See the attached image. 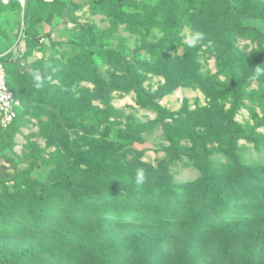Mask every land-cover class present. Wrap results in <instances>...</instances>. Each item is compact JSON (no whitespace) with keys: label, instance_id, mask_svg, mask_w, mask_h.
I'll return each mask as SVG.
<instances>
[{"label":"rangeland","instance_id":"rangeland-1","mask_svg":"<svg viewBox=\"0 0 264 264\" xmlns=\"http://www.w3.org/2000/svg\"><path fill=\"white\" fill-rule=\"evenodd\" d=\"M7 1L2 0L3 3ZM24 1L19 0L21 5ZM157 2L57 0L53 9L38 4L44 13L52 10L54 20L51 25L36 20L37 35L44 36L47 32L51 35L46 44L26 56L22 28H28V20L23 17L24 12L0 16V52L10 53L20 63L10 72V81L20 94V107L12 127L0 130L4 136V147L2 150V144L0 147V183L9 185L12 180H18L31 165L28 175L40 181L50 178L53 171L58 176L59 172L67 174L69 171L65 170L68 168L85 167V158H92L94 150H101L108 139L116 142L115 148L130 151L127 158L113 162L112 157L105 163L123 166L127 160L137 157L146 165L147 171L150 169L148 166L152 167L149 170L153 172L149 176L151 182L159 174L157 181L152 183L157 186L155 192L158 193L171 186L196 185L197 180L207 174L205 170L208 168L213 170L209 175H219L235 159L257 166L263 171V177L264 103L261 101L264 100V75L249 80L244 86L246 93L238 103L235 102L230 89L235 79L230 80L229 75L220 72L214 55L202 48L204 44L196 52L195 59L199 62L196 74L185 73L184 83L161 98L137 103L129 65L135 63L139 66L145 92H154L167 82L168 77L180 74L183 66L180 59L193 48L185 43V35L197 30L190 26H185L181 32L164 30V16H153L152 6ZM239 28L246 35L241 37L237 33L235 51L244 58V63H251L256 55L264 54V18H245ZM161 42L164 49L159 53L160 57L153 58L146 47L150 44L149 48L153 44L159 46ZM168 56L169 60H166ZM158 61L164 64L162 73L147 69L149 65H155L152 62ZM71 68H75L77 76L87 73L86 79L69 84L71 101L79 97L83 103L89 100L91 104V111L80 109L79 117L72 122L65 118L67 110L57 108L52 102L56 93L54 88L62 89L67 85L63 78L69 75ZM166 68L170 71L164 73ZM48 69L56 74L50 81L51 89L45 90L44 83L37 88L34 74H39L44 82L49 78ZM100 85L103 92L99 91ZM74 89H82L83 94L78 90L73 92ZM106 108L109 116L104 111ZM96 109L102 112L95 118L93 113ZM167 112H172L173 116L165 117ZM105 114L109 122H106ZM129 115L134 122L147 126L139 138L134 137L131 141L117 136L118 130L126 131ZM213 129H230L237 136L233 148L220 145L221 137ZM204 135H208V142L202 146ZM192 137L197 143L196 148L192 146ZM191 147L193 150L187 152L186 149ZM63 153L69 154L68 157L62 158ZM65 162L70 163L68 167ZM60 167L65 170L60 171ZM239 178L240 181H235L234 192L235 189L249 187L250 178L242 174ZM260 181L263 183L264 179ZM240 194L235 192L218 203H213L209 197L191 205L198 218L192 224L163 217L174 213V208H146L144 205L140 208L142 214L147 212V215H142L145 219L135 220L130 214L129 220H114L99 232L81 216H66L67 227L43 242L45 246H51L55 241L67 239L77 244L82 241L83 245L98 235L99 240L91 250L108 256L110 264H182L183 258L192 264H264V230L259 239H252L250 233L254 225L248 220L240 222L233 217L221 225L228 226V229L211 228L203 223L210 207L217 204L221 210L215 212V216H224L227 205L239 199ZM159 198L163 200L161 194ZM185 206L188 208V203ZM250 206L251 203L241 202L236 215L250 214ZM54 207L49 208V212ZM96 210L94 207L87 211L94 213ZM106 218L110 220L113 217ZM3 224L4 221L0 227ZM233 228H236L237 236L232 235L227 247L220 244L221 238L230 235Z\"/></svg>","mask_w":264,"mask_h":264},{"label":"trees","instance_id":"trees-1","mask_svg":"<svg viewBox=\"0 0 264 264\" xmlns=\"http://www.w3.org/2000/svg\"><path fill=\"white\" fill-rule=\"evenodd\" d=\"M56 2L57 0H25L24 4L21 5L19 0H8L6 3L0 0V16L23 11L24 19L28 20V28H22L26 45L25 56L33 49L41 48L42 45L46 44V40L49 41L51 35L49 32L43 34L44 36L37 35L36 20L46 21L49 25L54 20V16H51L53 15L52 10L44 13L37 5L40 4L53 9ZM152 11L154 12L153 16H164L163 19L166 26H163V29L169 33L181 32L185 26H190L192 29L203 31L205 39L197 47L188 50L187 55L180 59L183 64L180 74L172 77H168L170 76L168 75L167 82L150 94L145 92L142 85L143 78L139 74V66L131 63L128 69L134 90L136 91L137 103L142 104L146 100L151 101L155 98H161L184 83L183 80L185 79L183 75L185 73L196 74L199 68V62L195 59L196 52L204 44L202 48L214 55L217 65L220 67V72L227 76L229 75L230 80L235 79V83L231 85L230 89L235 95L234 101L238 103L244 93H246L244 91L246 83L257 77L255 76L256 68H264V54L256 55L253 58V62H245V64L244 58L238 56L235 51L234 39L237 33L241 37L246 35V32L239 28L242 20L250 17L264 18V1L158 0L152 6ZM31 20L34 22L32 23ZM41 37H45V40L41 41ZM209 40L212 41L211 46L208 45ZM149 46L146 47L149 54L153 58L160 57L159 53L164 49L163 42L159 46L157 44H153L150 48ZM1 59L5 64L7 85L13 95L18 98L20 94H18L14 88V84L10 81V72L19 67L20 63L17 61V58L10 53L8 54V52H4ZM166 60H169V56ZM152 63L155 65L152 67L149 65L147 69L155 73L163 72V63L160 61ZM71 69L69 70V75L63 78L67 81V85L62 89L55 87L56 93L54 98H52V102L57 108L67 110L64 115L70 122L79 117L77 113L80 109L81 111H91L89 100L84 101L87 102L85 104L79 97L72 99L74 102L69 97V94L72 93V89L70 88L72 81L87 78V73L84 76H77L75 68ZM168 71H170V68H166L164 73ZM46 73H48L49 78H46L43 83L45 90H50L52 87L50 81L56 74H52L50 69ZM77 90L79 94H83L82 89ZM77 90L74 89L73 92ZM99 91H104L101 85ZM262 103H264V100L261 101ZM92 108L94 107L91 106ZM104 111L108 116L110 115L108 108ZM100 112L102 110L96 109V113H93L92 110L93 117L96 118ZM107 114H105V119L106 122H109ZM172 116V112H167L165 117ZM221 119H223V116ZM13 124L14 121L7 129L0 128V130H9ZM141 124L134 122L132 116L129 115L126 121V131L118 130L119 134L117 133V136H123L129 141L134 137L139 138L147 127ZM164 125L169 126L167 123ZM214 131L221 137L220 145H227L229 149L233 148L237 136H234V133L230 129H215ZM200 134L203 135V133ZM207 142L208 135H204L201 145L205 146ZM114 144H116L115 141L111 139L106 140L101 150H94L92 158L88 159V156L85 158V167L77 166L68 168L67 170L60 167V171H69L67 174L59 172L58 174L60 175L57 176L53 171L52 174L50 173V178L40 181L28 175V171L33 166L31 164H35L31 163L30 169L26 170L27 172L22 174L18 180H12V183L9 185L0 183V223L4 221V224L0 227V264H110L111 259L108 256H104L101 251L95 253V251L91 250L99 240L97 238L99 237L98 235L93 241L87 240L83 245L81 244L82 241L77 244V242H70L67 239L61 241L52 239L55 241L54 244L45 246L43 240L58 233V230L67 227L66 216H73L75 214L81 216L89 226L99 232L107 223L111 224L114 220L120 221L123 218L129 220L128 216L130 214L132 215L131 218L135 220L141 221L145 219L142 215H147V212H143L142 214L140 208L143 205L146 208L151 206L160 209L161 207L174 208V213L170 216L164 215L163 217H169L168 219L172 220H186L189 224H192L198 218L196 210L192 209L191 205L203 202L209 197L213 199V203H218L224 198H229L235 192L241 193L240 198L234 201V203L227 205L226 214L224 216H221V214L220 216H215V212L219 213V210H221L217 208L216 204V206L210 207L206 212L207 216L203 220L204 225L211 228L228 229V226L224 227L221 225L230 222L233 217H236L240 222L248 220L254 225L250 238H260L264 230V182L261 183L260 180L264 179V175L263 177L261 176L263 171L257 166L243 164L238 159H235L232 161V164L223 168L219 175L217 173L209 175L213 170L208 168L205 170L208 175L205 174L203 178L197 180L196 185L192 183L190 185L171 186L158 193L155 192L157 186L152 183L157 181L159 174H156V177L157 175L158 177L151 182L150 177L153 172H149V170H152V167L148 166L150 169L147 171L146 165L137 157L127 160L123 166H109L105 163L112 157L113 162L121 158H127L128 151L130 150H127V148H122V150L117 149L114 147ZM192 146L193 148L197 146L194 139ZM0 147L1 150L4 147V136L1 133ZM193 148H187L186 151L189 152ZM198 153L200 152L198 151ZM68 155L67 153H63L62 158H67ZM88 155L90 156V151H88ZM69 164L65 162L66 167ZM60 165L64 167L62 163ZM138 168L145 169L148 177L147 182L139 187L135 184V172ZM240 174L250 178L249 187L246 189H235L234 192L235 181H240ZM160 194L163 197L161 201L159 198ZM241 202L251 203V213H245L246 215L239 217L241 213L236 215V211H238ZM186 203L189 205L188 208L185 206ZM68 204L71 206L69 207ZM52 206L55 207L49 212V208ZM94 207L97 208L96 212L89 213L87 211ZM242 207L245 208L246 205ZM119 212L125 214H117ZM167 212L170 211H165V213ZM106 217L113 218L108 220ZM236 231V228H233L229 233L230 235L221 238L220 244L227 247L228 241L233 237L232 235L237 236ZM162 239L165 240L164 238ZM181 261L182 264H192L188 259L185 260L183 258Z\"/></svg>","mask_w":264,"mask_h":264},{"label":"built area","instance_id":"built-area-1","mask_svg":"<svg viewBox=\"0 0 264 264\" xmlns=\"http://www.w3.org/2000/svg\"><path fill=\"white\" fill-rule=\"evenodd\" d=\"M41 41H44L43 37ZM3 55L4 53H0V128L7 129L15 119L20 100L13 95L7 85L5 64L1 59Z\"/></svg>","mask_w":264,"mask_h":264},{"label":"clouds","instance_id":"clouds-1","mask_svg":"<svg viewBox=\"0 0 264 264\" xmlns=\"http://www.w3.org/2000/svg\"><path fill=\"white\" fill-rule=\"evenodd\" d=\"M205 39V33L200 30H193L190 34L185 35V43L189 48L195 47ZM212 41H208V45L211 46ZM264 75V68L257 67L255 76L259 77ZM34 79L36 81V87L40 88L43 84V79L39 74H34ZM148 180L145 169L138 168L135 172V184L137 187L144 185Z\"/></svg>","mask_w":264,"mask_h":264}]
</instances>
